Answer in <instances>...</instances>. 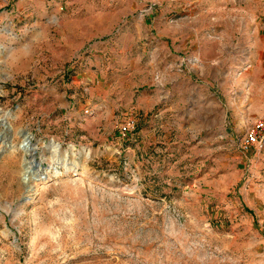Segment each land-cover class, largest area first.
Here are the masks:
<instances>
[{
    "label": "rangeland",
    "instance_id": "374dc122",
    "mask_svg": "<svg viewBox=\"0 0 264 264\" xmlns=\"http://www.w3.org/2000/svg\"><path fill=\"white\" fill-rule=\"evenodd\" d=\"M257 120L264 0H0V264H264Z\"/></svg>",
    "mask_w": 264,
    "mask_h": 264
},
{
    "label": "built area",
    "instance_id": "2783aa9c",
    "mask_svg": "<svg viewBox=\"0 0 264 264\" xmlns=\"http://www.w3.org/2000/svg\"><path fill=\"white\" fill-rule=\"evenodd\" d=\"M132 125V121L120 127V131L125 135ZM240 148L248 150L255 147L257 150L262 149L264 145V120L255 121L244 133V136L239 141Z\"/></svg>",
    "mask_w": 264,
    "mask_h": 264
},
{
    "label": "crops",
    "instance_id": "0c3cea01",
    "mask_svg": "<svg viewBox=\"0 0 264 264\" xmlns=\"http://www.w3.org/2000/svg\"><path fill=\"white\" fill-rule=\"evenodd\" d=\"M219 66L220 64L218 66H210L209 70L216 72ZM195 103L198 105L199 110L206 109L209 104L213 105L215 103V93L206 94L204 88L199 87L197 92H195Z\"/></svg>",
    "mask_w": 264,
    "mask_h": 264
},
{
    "label": "bare ground",
    "instance_id": "6f19581e",
    "mask_svg": "<svg viewBox=\"0 0 264 264\" xmlns=\"http://www.w3.org/2000/svg\"><path fill=\"white\" fill-rule=\"evenodd\" d=\"M22 145V144H21ZM21 147V149H23V150H28V143L27 142H25L24 141V143H23V145L22 146H20ZM25 150V151H26ZM29 165V164H28ZM27 164H26V166H24V168H23V174H26V173H28L29 172V169H30V166H28Z\"/></svg>",
    "mask_w": 264,
    "mask_h": 264
},
{
    "label": "water",
    "instance_id": "95a60500",
    "mask_svg": "<svg viewBox=\"0 0 264 264\" xmlns=\"http://www.w3.org/2000/svg\"><path fill=\"white\" fill-rule=\"evenodd\" d=\"M23 141L28 142L26 136L24 137ZM28 157L30 158V160L34 161L33 158H32V155H28ZM25 162H26V159H25ZM37 167H38V163L37 162H34V168L36 169Z\"/></svg>",
    "mask_w": 264,
    "mask_h": 264
}]
</instances>
